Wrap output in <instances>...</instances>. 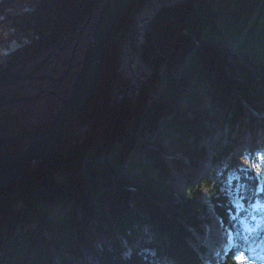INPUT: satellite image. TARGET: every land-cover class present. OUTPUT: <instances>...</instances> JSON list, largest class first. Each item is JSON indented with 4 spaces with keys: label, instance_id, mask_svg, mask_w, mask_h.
Here are the masks:
<instances>
[{
    "label": "trees",
    "instance_id": "trees-1",
    "mask_svg": "<svg viewBox=\"0 0 264 264\" xmlns=\"http://www.w3.org/2000/svg\"><path fill=\"white\" fill-rule=\"evenodd\" d=\"M102 3L30 0L10 22L17 44L8 62L41 54L61 41L44 64L50 73H60L94 12L75 54V62L81 59ZM130 52L149 71L137 87L123 70ZM74 74L73 69L71 80L50 83L55 94L40 99L41 117L56 112ZM263 88L264 0H131L114 28L100 75L71 123L81 128L71 129L29 173L0 185V264H206L212 213L236 243L224 261L210 264H237L234 252L241 242L264 244V226L248 238L242 235L233 211H227L232 205L222 170L236 168L232 125L245 104L264 103ZM200 89L224 118L230 114L228 140L210 144L213 162L224 168H211L202 178L210 205L202 201L198 185L173 182L172 167L184 170L178 157L170 166L160 146L145 145L152 135L170 138V146L194 168L205 153L197 130L206 117ZM180 94L190 117L164 102L165 96L174 102ZM114 111L128 113L105 124ZM238 173L245 203L263 200L256 175ZM262 183L264 189V173Z\"/></svg>",
    "mask_w": 264,
    "mask_h": 264
},
{
    "label": "rangeland",
    "instance_id": "rangeland-1",
    "mask_svg": "<svg viewBox=\"0 0 264 264\" xmlns=\"http://www.w3.org/2000/svg\"><path fill=\"white\" fill-rule=\"evenodd\" d=\"M2 1L3 0H0V2ZM29 2L30 0H10L6 3L7 5L5 4L6 6L0 7V61H2V58L10 50H13L17 44V35L15 31L10 27V22L16 16H19L23 10L26 9V5ZM8 15L11 16V19H8ZM44 56L45 55L42 54L37 57L24 60L23 63H20L18 65L11 66L16 71L21 69L30 70L36 65V62L40 61L42 58H44ZM4 62L5 61H2V63ZM123 70H125L126 74L131 77V84L136 87L139 86L137 84V81L140 74L147 71L146 67H142V64L132 52L125 54L123 58ZM19 87L21 86H18V88ZM15 88V86H0L1 90L6 89L7 94H12ZM135 90L137 91L138 89ZM200 94L201 109L205 110L204 113L206 117L203 116L202 119H200L197 124V130L199 133V143L201 146L205 147V153L201 157L202 161L210 160L209 164L204 167L192 168L190 170V165L188 164L187 158L185 156H182L181 153L178 152V150L173 149L170 146L171 139L165 138L164 136L158 138L152 135V139L148 141L145 145L151 146L153 148H158L160 146L159 151L161 155H163V157H165V159L168 161V164L170 166V161L172 160V158L178 157L181 160V163L183 164L184 170L183 172H178L174 167H172L173 175H176L173 182L179 184L181 187L189 183L194 184L195 186L198 185L202 201L210 205V199L208 198L209 188L202 183V178L211 168H216V170L218 169L219 171L224 168V165L222 163L213 162V159L211 157L212 150L210 144L218 139H223L225 141L228 140L225 136V134L229 131V126L228 124L226 125V120L230 117V114H225L226 117L224 118L222 111H220L219 113V111L215 110L216 108L211 107L210 94L202 89H200ZM183 98L184 97H182V95L180 94L175 98L174 102H170L168 101V99H171V97L165 96L164 102L167 103V105H173L174 107H176L178 112L183 113V118L190 117L191 110L186 105ZM245 107L246 109L244 113L249 112L248 116L250 117V120L254 119V123H252L251 121L247 123L249 124L250 128H255V122H257L255 115L264 113V103L260 104L257 102L245 104ZM32 110L33 109L31 103H24L18 105L0 103V134H9L13 132L14 129H34L37 124H34L35 126L31 125V118L33 117L31 112ZM169 112H172V110H169ZM244 113L240 119L235 120V124L233 125V129L231 131L232 133L231 135L229 134L230 137L236 139V142L233 143L234 148L230 152L236 164V168H224L222 170L224 171V177L222 181L224 183V190L226 192V195L229 197L230 203L234 209L231 213V219H233V222L240 227L242 234L244 236H248L250 234H254L259 229V227L264 226V199L259 200L253 197L249 200L248 204H246L244 199L241 200L239 198L240 196L244 197L245 195L243 183L240 180V174L238 173V171L244 170V176H247L248 173L253 172L258 180L256 192L262 188V174L264 173V131H262V134H258L257 136H255V138L251 139V141L253 142V144H250L251 147L246 146L245 138L241 137V130H244L246 126L244 124H241L240 128V125L237 124L240 121H243V123L244 121H248L249 118L248 116L244 117ZM221 115L225 119L224 124H220L219 122V120H221L222 118ZM30 125L33 127L29 128ZM237 125L240 129L238 128V130H235V128L238 127ZM22 141L26 142L27 140H24L23 137L21 138V142ZM240 151H242V153ZM185 178H188V180H185ZM190 179L192 181L188 183L187 181H189ZM237 186H239L240 189L239 193L237 192ZM262 196L264 198V191H262ZM210 218L211 221L209 224L210 226L209 230L207 231L206 238V251L208 255L205 261L206 264L224 261L225 252L223 251L227 252V250L232 245V240L234 239L230 231L225 230V227L223 226V223L218 216L212 213L210 215ZM212 224L215 225L216 231L214 232L211 229ZM213 233L215 234V236H212ZM214 239L217 241H223L222 243L223 245H225L224 250L221 249L223 251L219 252L218 250H212L211 246L215 243ZM262 245V242H255V246L252 247L249 251L240 250L239 252H236L238 256L236 257L237 264H241V261H243V264H264V246ZM84 253L85 255H89L87 251H85ZM238 258L241 259L238 260Z\"/></svg>",
    "mask_w": 264,
    "mask_h": 264
},
{
    "label": "water",
    "instance_id": "water-1",
    "mask_svg": "<svg viewBox=\"0 0 264 264\" xmlns=\"http://www.w3.org/2000/svg\"><path fill=\"white\" fill-rule=\"evenodd\" d=\"M130 2L131 0H103L101 6L96 8L98 12L94 27L81 59L75 62V54L82 30L92 19L94 12L81 26L72 51L60 73H50L49 68L44 64L54 56V52L60 46L61 41L50 50L34 56L20 58L16 62H8L7 55L9 52L2 58V61L5 62L0 61V84L15 86L16 88L12 94H7L6 89H0V103L16 105L31 103L33 109L31 111L33 115L31 125L35 126L34 124H37V126L32 130L28 128L14 129L9 134H0V185L29 173L37 161L49 158L55 152L71 129L78 131L81 128L78 122L71 128V123L74 122L76 114L83 106L100 75L114 28ZM6 5L4 4L1 7ZM8 19H11L10 15H8ZM143 20L144 18L141 19V21ZM42 54L45 55L44 58L36 62V65L30 70L21 69L16 71L11 66ZM73 69L75 74L70 82L68 94L60 98L61 103L50 118L41 117L40 99L46 94H55L50 83L58 85L64 80H71ZM148 78L149 71L147 70L140 74L137 84L139 85ZM18 86L21 87L18 88ZM127 113L126 111H114L110 113L105 124L119 122ZM31 125L29 128L33 127ZM77 127L79 128L77 129ZM23 137L24 140H27L26 142H21ZM209 163L210 160L202 161V159H199L195 161L194 168L204 167Z\"/></svg>",
    "mask_w": 264,
    "mask_h": 264
},
{
    "label": "bare ground",
    "instance_id": "bare-ground-1",
    "mask_svg": "<svg viewBox=\"0 0 264 264\" xmlns=\"http://www.w3.org/2000/svg\"><path fill=\"white\" fill-rule=\"evenodd\" d=\"M259 110V109H258ZM253 111V110H252ZM248 113L249 112H247V113H244L245 114V116L244 117H247L248 116ZM243 115V114H242ZM250 115V114H249ZM253 115V114H252ZM256 116V119H257V122H255L256 123V127L254 128H250V126H249V121H251L252 123H254V119L253 120H250V117L248 116V121H244V123H243V121H240V122H238L237 124L238 125H240V128H241V124H244L246 127L244 128V130H241V133H242V135H241V137L242 138H245V143H246V146H248V147H251V145L250 144H253V142L251 141V139H253V138H255V136H257L258 134H262L263 132L262 131H264V113H261V114H256L255 115ZM252 118H253V116H252ZM256 121V120H255ZM248 122V123H247ZM234 124V123H233ZM211 125V124H210ZM209 125V126H210ZM237 125V126H238ZM251 125H253V124H251ZM233 126V125H232ZM255 126V125H254ZM238 128H239V126L238 127H236L235 128V130H238ZM239 128V129H240ZM207 129H210V128H207ZM214 132V131H213ZM213 132H211V133H213ZM209 140V139H208ZM243 151V150H242ZM242 151H240L241 153H242ZM191 178V177H190ZM187 180H188V178H187ZM190 181H192L191 179L189 180V181H187L188 183L190 182ZM192 185H194V184H192ZM211 229H212V231L214 232V231H216V229H215V225H211ZM212 236H215V234L213 233V235ZM214 244L211 246L212 247V250H214V251H219V252H221L222 250L221 249H224V247H225V245H223V241L222 240H220V241H217V240H215L214 239ZM218 244V245H217ZM223 245V246H222Z\"/></svg>",
    "mask_w": 264,
    "mask_h": 264
},
{
    "label": "snow or ice",
    "instance_id": "snow-or-ice-1",
    "mask_svg": "<svg viewBox=\"0 0 264 264\" xmlns=\"http://www.w3.org/2000/svg\"><path fill=\"white\" fill-rule=\"evenodd\" d=\"M245 188H246V186H245ZM239 191H240V189H239V186H237V192L239 193ZM259 191H264V189H260ZM241 200H243L244 199V197L243 196H240L239 197ZM234 209H233V207H228V209H227V211L230 213V212H232ZM229 228H231V224L229 223ZM241 258H238V260H240ZM241 264H243V261H241Z\"/></svg>",
    "mask_w": 264,
    "mask_h": 264
},
{
    "label": "flooded vegetation",
    "instance_id": "flooded-vegetation-1",
    "mask_svg": "<svg viewBox=\"0 0 264 264\" xmlns=\"http://www.w3.org/2000/svg\"><path fill=\"white\" fill-rule=\"evenodd\" d=\"M1 6H2V5H1ZM1 6H0V7H1ZM0 86H6V85H4V84H0Z\"/></svg>",
    "mask_w": 264,
    "mask_h": 264
}]
</instances>
